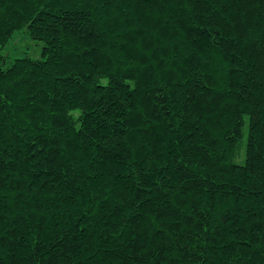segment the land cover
<instances>
[{
    "label": "trees",
    "instance_id": "1",
    "mask_svg": "<svg viewBox=\"0 0 264 264\" xmlns=\"http://www.w3.org/2000/svg\"><path fill=\"white\" fill-rule=\"evenodd\" d=\"M0 264H264V0H0Z\"/></svg>",
    "mask_w": 264,
    "mask_h": 264
},
{
    "label": "rangeland",
    "instance_id": "2",
    "mask_svg": "<svg viewBox=\"0 0 264 264\" xmlns=\"http://www.w3.org/2000/svg\"><path fill=\"white\" fill-rule=\"evenodd\" d=\"M41 48L42 42L32 39L24 29L16 30L1 50L5 56L4 66L10 65L14 58L25 55L32 58H41Z\"/></svg>",
    "mask_w": 264,
    "mask_h": 264
}]
</instances>
